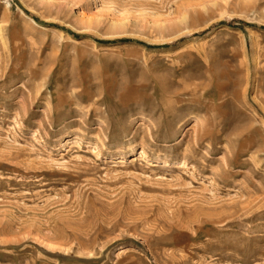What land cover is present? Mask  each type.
<instances>
[{
    "label": "rangeland",
    "instance_id": "1",
    "mask_svg": "<svg viewBox=\"0 0 264 264\" xmlns=\"http://www.w3.org/2000/svg\"><path fill=\"white\" fill-rule=\"evenodd\" d=\"M0 264H264V0H0Z\"/></svg>",
    "mask_w": 264,
    "mask_h": 264
}]
</instances>
